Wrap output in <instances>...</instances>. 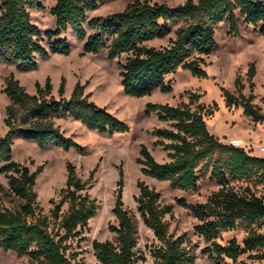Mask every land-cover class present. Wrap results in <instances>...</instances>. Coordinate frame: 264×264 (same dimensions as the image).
<instances>
[{
  "label": "trees",
  "instance_id": "1",
  "mask_svg": "<svg viewBox=\"0 0 264 264\" xmlns=\"http://www.w3.org/2000/svg\"><path fill=\"white\" fill-rule=\"evenodd\" d=\"M98 5L99 0H56L51 7L56 27L42 31L31 14L32 8H44L41 0H0V61L30 70L38 65V56L69 53L71 44L63 32L71 28L84 40L85 52L106 49L111 59L127 53L125 61H118L123 88L128 94L142 96L158 87L171 91L173 86L166 82V76L178 68H186L199 77L208 76L205 56L217 43V25L229 20V31L239 33L236 10L264 35V0H185L177 5L133 0L122 10L88 18V12ZM86 22L92 31H88ZM174 23L180 24L168 44L147 43L170 34ZM256 73V63L252 62L247 70L249 95L244 93L245 83L240 74L234 81L238 94L225 86L221 90L226 105H241L243 112L257 122L264 120V110L254 102ZM35 85L36 91L30 92L14 72L5 77L3 90L10 102L5 117L8 129L5 133L0 130V172L8 177L9 193L18 202L12 207H0V247L29 254L30 260L24 264H71L72 257L78 255L72 249L74 241L79 244L87 238L85 230L98 207L97 198L87 191L95 168L83 178L68 160L66 184L61 187L59 197L50 198L52 206L45 212L36 190L44 163L32 170L28 164L14 159V138L20 135L39 146L54 144L69 150L82 145L65 134L56 117L70 114L90 128L111 133L129 130L130 125L92 100L85 92V83L78 81L69 97L64 94L65 76L59 97L53 93L51 76L44 83L36 81ZM201 95L191 93L188 101L179 104L146 103L148 111H156L161 120L170 121V126H158L153 132L157 143L169 149L171 158L160 161L146 143H141L137 160L144 173L168 180L174 188L195 190L200 178L207 175L216 180L219 187L206 200L179 201L189 206L198 220L195 230L207 242L202 252L217 263L229 258L240 264H252L241 256L248 253L250 258L264 259V194L256 189L264 185V155L253 153L244 145L224 142L212 132L206 116L213 115L217 102L207 105L200 101ZM119 173L113 206L117 223L109 224L116 233L115 239L95 238L93 248L104 264H138L139 260H147V255L137 249V217L125 205L122 166ZM236 181L245 185L237 186ZM138 186V210L158 240L149 244L154 264L194 263L200 243L186 231L179 235L170 231L166 216L173 215V204L163 202L161 192L145 180L139 179ZM65 202L68 208L63 211ZM239 228L245 231L242 239L233 235L225 242L220 240L224 232Z\"/></svg>",
  "mask_w": 264,
  "mask_h": 264
},
{
  "label": "rangeland",
  "instance_id": "2",
  "mask_svg": "<svg viewBox=\"0 0 264 264\" xmlns=\"http://www.w3.org/2000/svg\"><path fill=\"white\" fill-rule=\"evenodd\" d=\"M133 0H99L96 9L88 12V18L94 15H105L110 12L122 10ZM164 2L169 5H177L185 0H152ZM44 8H32L33 21L42 31L55 28V16L51 7L56 0H41ZM239 23V33H231L229 20H224L217 25V43L212 52L205 56L204 67L208 76L199 77L193 75L186 68H178L177 71L167 74L166 82L171 83V91H163L159 87L152 93L135 96L125 92L122 85L121 67L118 61H125L127 53L120 57L108 58L107 50L100 52H85L84 40L77 37L71 28L63 32L70 41L69 53L51 52L48 56H38V65L30 70H21L15 64L0 61V130L5 133L8 126L5 123L7 115L6 105L10 102L9 96L4 92L5 77L14 72L20 81L30 92L36 91V81L45 82L49 75L52 79L53 93L59 97V87L62 77H66L65 96L69 97L78 81L85 83V92L97 104L105 106L107 110L122 120L129 123L126 131H99L90 128L73 115L59 116L55 118L57 124L66 135L72 136L81 148L71 147L63 149L54 144L39 146L35 141L26 139L20 135L14 138L12 144L13 158L26 163L33 170L40 163H44V169L37 177L36 190L38 199L49 212L52 206L51 197H59V191L66 184V163L71 160L76 165L77 173L87 178L90 171L95 168L93 181L88 185L87 191L97 198L98 207L96 213L90 218L88 228L85 230L87 238L79 244L74 241L73 250L78 251L76 257H72L71 264H104L99 260L93 248V240L115 239L116 233L109 228L110 223H117L113 212L116 198L117 182L120 177V166L124 170L123 198L125 205L132 210L137 217L138 242L137 249L147 255V260H139L138 264H154L149 244L158 242L153 230L148 227L138 210L137 196L140 189L138 180H145L150 186L161 192L163 202L173 204V215L167 214L170 223V231L176 235L186 231L194 241H198V258L192 264H240V261H232L226 258L220 263L211 258L207 252H202L206 245L204 238L195 230L197 218L192 214L191 208L182 204L179 199L188 203L206 200L210 194L219 187L216 180L207 175L199 180V186L195 190L174 188L168 180L158 179L144 173L142 164L138 162L141 143H146L160 160H169V149L157 143V136L153 130L158 126H170V121L161 120L156 111H148V101L170 102L179 104L188 101L190 94L201 93L200 101L207 105L217 102L213 115L206 116L210 130L217 134L224 142H230L231 137L243 139L245 148L257 154L264 155L261 149L264 145V120L254 121L243 112L241 105L229 107L226 105L221 86H225L237 93L235 78L242 76L245 83L244 93H251L247 70L252 62L256 63L257 73L254 77L253 89L254 102L264 110V35L251 23H247L236 10ZM180 23H174L170 34L165 37L148 40L150 45L162 46L175 37V29ZM88 31L92 28L86 22ZM44 43L47 45L48 41ZM237 186L245 185L243 181H236ZM258 193L264 194V185L256 187ZM18 199L9 193L8 177L0 172V207L14 206ZM68 208V202L63 205V211ZM245 231L241 228L226 231L221 241L225 242L233 235L243 238ZM241 258L248 259L252 264H264V259L248 257L245 253ZM30 260L29 254H19L16 251L4 250L0 247V264H24Z\"/></svg>",
  "mask_w": 264,
  "mask_h": 264
},
{
  "label": "built area",
  "instance_id": "3",
  "mask_svg": "<svg viewBox=\"0 0 264 264\" xmlns=\"http://www.w3.org/2000/svg\"><path fill=\"white\" fill-rule=\"evenodd\" d=\"M230 142H231V143H234V144H239V145H241V143H243L244 140L241 139V138H240V139H236V138H234V137H231ZM261 149L264 150V145H262Z\"/></svg>",
  "mask_w": 264,
  "mask_h": 264
},
{
  "label": "crops",
  "instance_id": "4",
  "mask_svg": "<svg viewBox=\"0 0 264 264\" xmlns=\"http://www.w3.org/2000/svg\"><path fill=\"white\" fill-rule=\"evenodd\" d=\"M253 153H255V152H253ZM255 154H257V153H255ZM259 155H262V154H259Z\"/></svg>",
  "mask_w": 264,
  "mask_h": 264
}]
</instances>
